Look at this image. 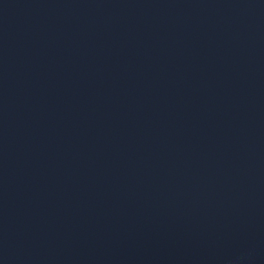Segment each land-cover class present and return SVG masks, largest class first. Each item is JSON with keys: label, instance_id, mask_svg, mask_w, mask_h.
<instances>
[{"label": "water", "instance_id": "95a60500", "mask_svg": "<svg viewBox=\"0 0 264 264\" xmlns=\"http://www.w3.org/2000/svg\"><path fill=\"white\" fill-rule=\"evenodd\" d=\"M0 264H264V0H0Z\"/></svg>", "mask_w": 264, "mask_h": 264}]
</instances>
